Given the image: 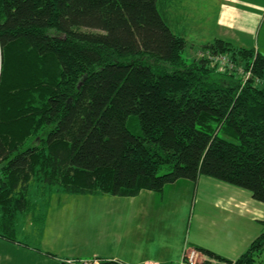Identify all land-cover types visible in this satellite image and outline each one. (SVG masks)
<instances>
[{"label": "trees", "instance_id": "trees-1", "mask_svg": "<svg viewBox=\"0 0 264 264\" xmlns=\"http://www.w3.org/2000/svg\"><path fill=\"white\" fill-rule=\"evenodd\" d=\"M160 2L0 0L1 239L17 242L33 216L32 184L134 198L202 176L264 205V56L220 39L200 47L250 71L245 82L206 57L187 62ZM195 249L264 264V231L234 261Z\"/></svg>", "mask_w": 264, "mask_h": 264}, {"label": "crops", "instance_id": "crops-1", "mask_svg": "<svg viewBox=\"0 0 264 264\" xmlns=\"http://www.w3.org/2000/svg\"><path fill=\"white\" fill-rule=\"evenodd\" d=\"M160 1L159 5H161L160 7L171 30L177 36L184 38L187 45L191 42L190 39H194L193 36L199 40L204 39V41L192 40L198 47L220 39L232 43L236 47L247 48L241 42L246 37L241 30H246L249 24L257 23L264 11V6L255 5L252 1L249 3L245 2V0H221L219 3H215L218 9L212 11L214 12V19H212L209 18V14L205 17L208 12H205L206 9L204 7H206L208 0ZM238 20L242 22L240 23ZM225 23L227 27H230V30L222 29L221 25ZM237 27L240 33L237 31ZM250 47L248 49H251ZM227 188L223 187V192H201V201L203 202L202 198H206V201L212 204L213 208L235 209L248 220L249 224L257 226L256 224L259 223L263 225L264 205L254 201L249 192L245 193ZM188 189L189 186L178 181L173 185L165 186L159 193L145 191L134 198H114L104 195L92 196L100 197L101 199H91L82 203H86L87 206L90 205L88 206L89 208L103 210L99 215L111 220L112 223L116 219L122 223L129 220L132 225L130 227L110 228L78 227L81 246L74 249L66 243L59 252H53L55 251L54 248L46 245V236L50 233L55 240L65 239L63 237L64 234L60 235L58 231L60 233L67 227H37L38 244L42 247L49 246V250L45 247L46 250H38L37 255H33L34 251L25 243L21 241L10 242L0 238V264H30V261H35V264H60L63 260H87L93 258L116 261L122 264H177L182 249L187 242L184 241L185 244H181L180 231L166 227L164 221H159L158 218L160 215H166L167 212H175L176 207L178 211ZM173 193L177 194L176 197ZM91 213L92 215L96 214L94 211ZM143 216L148 219L147 227H143L140 223ZM152 220L154 221L153 224ZM135 221L138 222L135 223ZM156 221L157 223H155ZM56 222L57 219L54 217V225ZM249 224L248 226H246V223L245 225H239V227H231L230 230H227L228 227H217L219 232L215 230L216 227H197L200 234L195 236L189 243L194 248L208 250L228 261H234L264 231V227H252L253 225ZM115 229L122 235L124 233H136L135 235H144L146 237L150 230L155 229L158 239L149 247L148 245L146 246L150 253L142 257L137 255L136 250L131 255H105L98 244L102 241L103 243L108 241L109 238L111 239L113 235L109 236L108 234L113 233ZM72 239L70 240L72 241L71 243H73ZM87 239H91L93 243H89ZM89 245L95 249L85 250ZM200 254L207 256L203 252ZM200 264H209V262L202 260L200 257Z\"/></svg>", "mask_w": 264, "mask_h": 264}, {"label": "rangeland", "instance_id": "rangeland-1", "mask_svg": "<svg viewBox=\"0 0 264 264\" xmlns=\"http://www.w3.org/2000/svg\"><path fill=\"white\" fill-rule=\"evenodd\" d=\"M221 0H208L206 7L205 17L209 14V18L214 19V12L218 8L215 6V3H219ZM253 2L255 5L264 6V0H245V2ZM237 21V20H236ZM235 21V23H236ZM240 23L242 21L238 20ZM221 25V24H220ZM227 24H222L221 27L224 30H230V27L226 26ZM232 31V30H231ZM237 31L238 27H237ZM243 31V32H242ZM244 37L241 41L244 43L245 47L255 49L259 51L260 54L264 56V11L262 16L257 20V23H252L247 26L246 30H241ZM240 33V31H239ZM190 39L191 42L187 45L184 58L187 62H191L193 59H197L200 57L201 54H206V52L200 51V47L197 44H194L192 40L195 41H204L196 39ZM200 54V55H199ZM195 57V58H194ZM130 121L128 122V130L134 134H139V129L137 123L135 121V117H130ZM199 181V182H198ZM181 183L189 186V189L186 190V194L184 195L183 201L179 210L177 211V207L175 212L168 213L166 215H160L159 221L163 220L166 227H171L174 229L179 230V238H181V244L184 241L187 244H183L184 247H192L189 241H192L195 236H198L200 233L197 230V227H216L215 230L219 232L217 227H228L227 230H230L231 227H239V225L248 226V220L242 215L240 212L235 209H227L224 210L222 207L213 208L212 204L206 201V198H202L203 202L201 201V192L207 191H214V192H223V187L227 189H236L238 191H243L248 193L247 191L234 187L232 185L220 182L218 180L209 178V177H199L195 183H190L184 180H180ZM198 183V184H197ZM197 184V185H196ZM37 184H32L29 187L28 191V199L30 203L33 205V216L24 219L20 218L17 222V231H16V240L21 241L29 246L32 251H34L33 255H37L39 251L46 250V248L53 247L55 251L59 252L61 248H64V245L69 244L72 248L80 247V232L78 227H130L132 223L130 221H115L108 220L99 214L102 213L101 209H92L89 208L86 203H82L83 201L88 200H98L101 199L100 197H92V196H81V195H61V194H50L46 193L40 189V187L36 186ZM196 187V188H195ZM222 188V189H221ZM176 197V193H173ZM98 196V195H95ZM109 197V196H108ZM206 201V202H205ZM95 212V215H92L91 212ZM99 215V216H98ZM54 217H56L57 222L54 225ZM153 217V216H152ZM163 218V219H162ZM141 224L143 227H147V220L146 217H141ZM154 219V218H153ZM47 221V222H46ZM138 221H135L137 223ZM152 220V224H153ZM157 223V221L155 222ZM259 224V223H258ZM252 227H264L263 225ZM57 227L64 228L62 231H58V234L62 235L65 239H58L55 240L52 238L50 233L46 236V245L42 247L38 244L37 238V227ZM32 227V228H30ZM71 228V230H69ZM23 230V231H22ZM152 231V233H151ZM71 232V233H70ZM136 233H124V235L120 234L119 232L114 230L113 233L108 234L113 235L111 239L109 238L108 241L99 243L100 250L106 255H131L134 250H136L137 255L145 256L150 253V250L146 247L152 245L158 237L156 236L155 229L149 231L148 236L144 235H135ZM83 235V234H82ZM71 238H73V243ZM89 243H93L91 239H87ZM96 244V241H95ZM85 250H94L91 245L87 246ZM183 247V249H184ZM59 248L58 250H56ZM182 249V251H183ZM39 250V251H38ZM182 254V252H181ZM180 254V257H181ZM199 256L202 260L208 261L209 264H226L225 261H218L215 259H210L208 256L199 253ZM179 257V260H180ZM200 257L198 258V263L200 264ZM264 258V253L262 255ZM98 259V258H93ZM90 260V259H87ZM103 262L104 259H98ZM178 260V262H179ZM30 264H35V261H30ZM178 264V263H177Z\"/></svg>", "mask_w": 264, "mask_h": 264}, {"label": "built area", "instance_id": "built-area-1", "mask_svg": "<svg viewBox=\"0 0 264 264\" xmlns=\"http://www.w3.org/2000/svg\"><path fill=\"white\" fill-rule=\"evenodd\" d=\"M200 57H206L212 66H216V69L220 73H235L242 76L244 81H247L251 73L250 71H243L241 67L237 68L229 59L228 56L223 54L210 55L208 53L201 54ZM237 70V71H236ZM235 71V72H234ZM199 252L195 248L184 247L178 264H197L199 258ZM66 264H101L102 261L98 259L90 260H64ZM151 264V263H145Z\"/></svg>", "mask_w": 264, "mask_h": 264}]
</instances>
